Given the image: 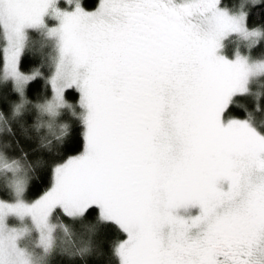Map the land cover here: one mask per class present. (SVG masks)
<instances>
[{"label":"snow or ice","instance_id":"obj_1","mask_svg":"<svg viewBox=\"0 0 264 264\" xmlns=\"http://www.w3.org/2000/svg\"><path fill=\"white\" fill-rule=\"evenodd\" d=\"M60 5L0 0V264L86 262L98 225L125 236L110 245L117 264H264V91L252 88L264 84V50L250 55L264 21L249 24L264 0ZM37 38L46 75L26 67ZM232 40L249 54L225 55ZM40 79L50 97L33 102ZM5 89L16 96L7 105ZM231 105L245 117L227 118ZM69 114L84 144L61 160ZM45 170L50 185L27 199ZM189 207L198 214H179ZM90 214L83 235L65 222Z\"/></svg>","mask_w":264,"mask_h":264},{"label":"trees","instance_id":"obj_2","mask_svg":"<svg viewBox=\"0 0 264 264\" xmlns=\"http://www.w3.org/2000/svg\"><path fill=\"white\" fill-rule=\"evenodd\" d=\"M80 2L87 7L88 9H93L98 0H80ZM226 2H230V0H226ZM231 2H234V0H231ZM65 6H67V3H65ZM63 3L61 1V5L63 7ZM264 21V15H261L260 10L256 9L252 12L251 18L249 20V24L253 23H260ZM42 40L37 38L35 39L29 46V48L26 51V56L28 60L30 61L29 64L26 65V67H39L41 71L46 75L49 72V66H48V54H49V48L47 46H42ZM258 50H264V45H261L260 47H256ZM259 55V54H258ZM257 91H264V84H261V86L257 89ZM27 94L30 100L35 102L37 98H45L50 97V89L45 84L44 79H40L38 81L32 82L28 89ZM16 99V96L11 94L7 89H5V97L4 102L5 105L8 103L14 101ZM69 102H74L72 96L68 97ZM76 101H78V94H76ZM237 103L239 105L247 106L249 109L253 105V98L251 96H240L237 100ZM6 110V109H5ZM232 117L237 119H243L245 117V110L243 107H237L236 105H231L230 109L226 112V117ZM75 127V131L72 133L71 140L69 142V146L60 154H58V159H65L66 157L76 154L77 152L81 151L83 148V130L80 126V124L75 120L74 117H71L69 114L65 121ZM22 143L25 145L26 148H32L36 145V137L33 134V139L31 142L22 141ZM41 155V153L37 152L33 154V159L35 156ZM51 182V175L50 173L45 170L39 179H34L32 182V186L30 187V190L27 194V199H32L38 195H40L42 192H44L47 187L50 185ZM94 214H90L84 219H86L87 222L93 220ZM98 233L95 236V242L100 247L97 248L96 252H101L102 254L97 255L96 252L87 259V261H83L80 259L70 260L69 258L56 254L51 257L50 264H117V261L110 255V245L113 241L124 239V234L119 231L115 226L112 225H98ZM79 235L86 234L82 233L80 231L77 232ZM77 234V235H78Z\"/></svg>","mask_w":264,"mask_h":264},{"label":"rangeland","instance_id":"obj_3","mask_svg":"<svg viewBox=\"0 0 264 264\" xmlns=\"http://www.w3.org/2000/svg\"><path fill=\"white\" fill-rule=\"evenodd\" d=\"M62 1V0H61ZM65 3H68V0H63ZM60 2V0H58V3ZM62 7V6H61ZM89 10H91V9H89ZM48 23H52V21L51 20H49L48 21ZM237 49H239V50H241V51H243L245 54H249V50L244 46V44H243V41H240V40H232V41H229L227 44H226V47H225V49H224V54L225 55H231L235 50H237ZM261 51L262 50H259V52H258V50L255 48L254 50H252L251 51V53H250V55L253 57V58H257V57H259L260 56V54H261ZM259 54V55H258ZM261 86V82L260 81H257V82H255V83H253V85H252V88H253V90L254 91H257V89L259 88ZM227 118H232V117H228L227 116ZM235 119H237V118H235ZM83 149V148H82ZM82 151V150H81ZM81 151H79V152H81ZM79 152H77L76 154H73V155H70V156H74V155H77V154H79ZM69 157V156H68ZM68 157H66L65 159H67ZM43 193V192H42ZM41 193V194H42ZM40 194V195H41ZM40 195H38V196H36V197H34V198H32V199H30V200H34V199H36V198H38ZM198 212H199V209H198V207H189L188 209H181L180 211H179V214L180 215H182V216H189V215H196V214H198ZM66 223H68L69 224V226L70 227H72L75 231H76V233L78 232V231H80V232H82V233H85L86 232V228H85V226L87 225V221H86V219H83V220H80V221H75V222H73V221H65ZM78 234V233H77ZM78 236H79V234H78ZM52 257V256H51ZM51 257L49 258L50 260H51Z\"/></svg>","mask_w":264,"mask_h":264}]
</instances>
